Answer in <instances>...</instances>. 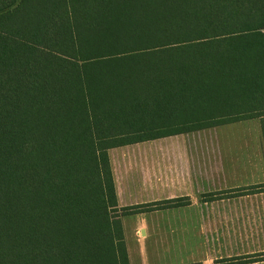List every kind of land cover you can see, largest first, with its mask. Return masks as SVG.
Returning a JSON list of instances; mask_svg holds the SVG:
<instances>
[{
  "label": "trees",
  "instance_id": "obj_1",
  "mask_svg": "<svg viewBox=\"0 0 264 264\" xmlns=\"http://www.w3.org/2000/svg\"><path fill=\"white\" fill-rule=\"evenodd\" d=\"M259 116L264 0H0V264H130L109 151Z\"/></svg>",
  "mask_w": 264,
  "mask_h": 264
},
{
  "label": "crops",
  "instance_id": "obj_2",
  "mask_svg": "<svg viewBox=\"0 0 264 264\" xmlns=\"http://www.w3.org/2000/svg\"><path fill=\"white\" fill-rule=\"evenodd\" d=\"M109 158L119 206L153 207L121 219L130 264H264V116Z\"/></svg>",
  "mask_w": 264,
  "mask_h": 264
},
{
  "label": "water",
  "instance_id": "obj_3",
  "mask_svg": "<svg viewBox=\"0 0 264 264\" xmlns=\"http://www.w3.org/2000/svg\"><path fill=\"white\" fill-rule=\"evenodd\" d=\"M142 234H144V232H142Z\"/></svg>",
  "mask_w": 264,
  "mask_h": 264
}]
</instances>
